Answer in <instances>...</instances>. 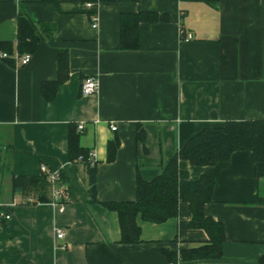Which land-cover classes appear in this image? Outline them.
<instances>
[{"label":"crops","instance_id":"crops-1","mask_svg":"<svg viewBox=\"0 0 264 264\" xmlns=\"http://www.w3.org/2000/svg\"><path fill=\"white\" fill-rule=\"evenodd\" d=\"M60 1L63 12L42 0H0V42L13 43V61L0 58V264H259L264 178L257 179L249 152L214 166L178 162L188 174L179 181L180 197L201 177L215 186L204 213L224 227L219 259L179 260L182 250L208 243L204 230L189 227L190 206L181 199L178 216L165 223L138 217L141 242L133 245L121 243L118 216L103 204L134 201L137 175L152 181L204 129L264 121V0H98L97 28L86 14L68 13L79 0ZM139 11L169 21L142 23L139 49L120 51L121 16ZM20 15L35 22L42 38L24 54L31 56L25 66L16 50ZM63 50L69 77L43 92L44 83L57 80ZM92 76L98 92L82 97L81 84ZM71 124L84 125L80 144L97 162L96 202L85 167L68 162ZM43 165L63 174L74 197L40 203L32 193L13 192V177L38 176ZM164 251L176 252L177 261Z\"/></svg>","mask_w":264,"mask_h":264},{"label":"trees","instance_id":"trees-1","mask_svg":"<svg viewBox=\"0 0 264 264\" xmlns=\"http://www.w3.org/2000/svg\"><path fill=\"white\" fill-rule=\"evenodd\" d=\"M53 4L59 11L63 12L60 0H42ZM102 1V0H101ZM121 3H138L139 0H115ZM187 2L207 1L214 4V0H181ZM87 2L93 3L90 9L85 8ZM98 0H79L74 2L75 6L68 13H84L89 21L97 15ZM169 21L168 15L158 14L151 11H139L121 16L120 29V51L132 52L139 49L138 36L139 26L142 23H165ZM40 32L30 18L20 15L17 26V54H33L41 40ZM0 52H5L6 59L11 60L13 55L12 42H0ZM69 77V54L67 50L59 52L58 77L54 83H44L42 91L52 86L54 91L57 87L67 81ZM83 131H78L75 124L69 125L68 129V162L75 167H85L88 178L86 179L89 193L93 201H97V162L90 152L80 144ZM137 141L143 142L144 132L139 127L136 132ZM119 140L115 138L108 143L107 162L111 163L116 158ZM235 152H249L255 168L257 179L264 178V121H230L220 127L207 128L193 137L173 159L167 164L165 170L152 181H144L140 175L136 178V198L128 202H110L103 206L109 211L115 212L119 219L121 231V243L133 245L141 242V228L137 218L142 221L162 224L178 216L180 199L189 204L191 219L189 227L202 229L208 236L206 245L182 250L179 260H205L219 259L223 254L225 242V231L223 224L206 216L205 205L213 201L215 186L208 177H201L189 183L188 188L180 197L179 181L188 177V174L179 169V161H189L193 166H214L227 162ZM61 180L65 184L63 174L60 172ZM67 198L74 197L72 187H66ZM12 189L14 193H32L40 203L52 201L50 185L44 174L34 177H13ZM166 258L176 262L177 253L164 251ZM259 264H264V256Z\"/></svg>","mask_w":264,"mask_h":264},{"label":"built area","instance_id":"built-area-1","mask_svg":"<svg viewBox=\"0 0 264 264\" xmlns=\"http://www.w3.org/2000/svg\"><path fill=\"white\" fill-rule=\"evenodd\" d=\"M92 7H93V3H91V2H87L85 4V8H87V9H90ZM91 22H92L91 27L97 28V25H98L97 24V15H94L91 17ZM191 38H192L191 35H188L186 39L190 40ZM6 57H7V55L5 53L0 56V58H6ZM30 61H31L30 55H24L21 58H19V62L23 66L29 64ZM98 89H99V82H98L97 77H94V76L88 77L81 84L80 95L82 97L92 96L98 92ZM83 129H84L83 124L78 125V131H83ZM110 129L112 131H116L117 126H115L113 123H111ZM92 157H93V155H92ZM40 174L46 175L47 181L50 185L52 197L54 198V200L67 199V196H66V189L67 188L61 180L60 171L49 170L45 165H43L40 167ZM3 217L5 220L10 219L9 214H5V215H3ZM63 236H64L63 230L57 229L56 230V238L62 239Z\"/></svg>","mask_w":264,"mask_h":264}]
</instances>
